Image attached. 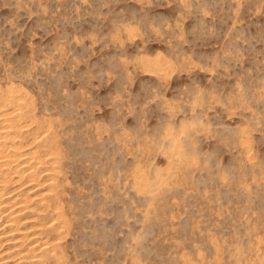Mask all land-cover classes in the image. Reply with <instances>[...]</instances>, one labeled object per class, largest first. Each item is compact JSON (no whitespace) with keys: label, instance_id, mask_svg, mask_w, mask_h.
I'll list each match as a JSON object with an SVG mask.
<instances>
[{"label":"rangeland","instance_id":"1","mask_svg":"<svg viewBox=\"0 0 264 264\" xmlns=\"http://www.w3.org/2000/svg\"><path fill=\"white\" fill-rule=\"evenodd\" d=\"M0 144L3 264H264V0H0Z\"/></svg>","mask_w":264,"mask_h":264},{"label":"bare ground","instance_id":"2","mask_svg":"<svg viewBox=\"0 0 264 264\" xmlns=\"http://www.w3.org/2000/svg\"><path fill=\"white\" fill-rule=\"evenodd\" d=\"M1 140H2V139H1ZM3 142H4V141H3ZM7 142H9V141H7ZM7 142H6V144H7ZM0 145H1V144H0ZM4 145H5V144H4ZM4 147L6 148V146H4ZM6 151H7V150H6ZM16 152H17V151H16ZM4 153H5V152H4ZM0 154H2V153H0ZM4 155H5V154H4ZM9 155H11V154H9ZM9 155H8V156H9ZM14 155H15V153H14ZM16 155H17V154H16ZM16 155H15V157H16ZM1 156H2V155H1ZM4 158H5V157H4ZM10 158H12V157H10ZM1 159H2V158H1ZM1 159H0V160H1ZM2 160H4V159H2ZM4 161H5V160H4ZM6 161H7V160H6ZM6 161H5V162H6ZM5 162H4V164H5ZM14 162H15V160H14ZM23 162H24V161H23ZM2 163H3V162H2ZM19 163H20V162H19ZM19 163H18V164H19ZM25 163H26V162H25ZM27 163H28V162H27ZM27 163H26V164H27ZM4 164H3V166H4ZM7 164H8V161L6 162V165H7ZM18 164H17V165H18ZM29 164H30V163H29ZM29 164H28V165H29ZM13 165H14V164H13ZM48 165H49V164H48ZM1 166H2V165H1ZM7 166L10 167V164H8ZM31 166H32V165H30L29 168H32V169H33L34 167H31ZM15 167H16V166H15ZM46 167H47V166H46ZM44 168H45V167H44ZM51 168H52V167H51ZM47 169H48V168H47ZM15 170H16L17 173H22V172L24 173V171L18 172L19 169H18V171H17V168H15V169L13 168V171H15ZM20 170H22V169H20ZM26 170H27V169H26ZM11 171H12V170H11ZM45 171H46V170H45ZM43 172H44V171H43ZM43 172H42V173H43ZM46 172H47V171H46ZM17 173H16V174H17ZM14 174H15V173H14ZM20 175H21V174H20ZM22 175H23V174H22ZM30 175H31V174H30ZM5 176H6V175H5ZM28 176H29V175H28ZM54 176H55V175H54ZM0 177H1V176H0ZM11 177H12V176H11ZM21 178H22V177H21ZM31 178H32V177H31ZM54 178H55V177H54ZM12 179H13V178H12ZM29 179H30V178H29ZM33 179H34V177H33ZM2 180H3V179H2ZM31 180H32V179H31ZM2 182H3V181H2ZM4 183H5V182H4ZM6 183H7V182H6ZM14 183H15V181H14ZM25 184H26V183H25ZM29 184H30V183H29ZM51 184H52V183H51ZM21 185H22V184H21ZM23 185H24V184H23ZM46 185H47V184H46ZM50 187H51V186H50ZM14 189H15V188H14ZM17 189H18V188H17ZM32 189H34V186H33ZM32 189H31V190H32ZM2 191H3V190H2ZM23 191H24V190H23ZM35 191H36V190H35ZM0 192H1V191H0ZM24 192H25V191H24ZM10 193H11V192H10ZM20 193H21V192H20ZM35 193H36V192H35ZM42 194H43V192H42ZM8 195H9V193H8ZM23 195H24V194H23ZM27 195H28V194H27ZM15 196H16V195H15ZM17 196H18V195H17ZM27 197H28V196H27ZM44 197H45V196H44ZM1 198H2V196L0 195V199H1ZM16 198H18V197H16ZM13 199H14V198H13ZM31 199H32V198H31ZM2 201H3V199H2ZM9 201H10V200H9ZM13 201H14V200H13ZM33 201H34V200H33ZM10 202H11V201H10ZM37 202H38V201H37ZM40 202H42V200H41ZM46 202H47V201H46ZM11 203H12V202H11ZM15 204H16V203H15ZM20 204H21V203H20ZM45 204H46V203H45ZM0 205H2V203H0ZM5 205H6V204H5ZM17 206H18V205H17ZM46 206H47V205H46ZM44 207H45V206H44ZM11 208H12V207H11ZM11 208H9V209H11ZM31 208H32V207H31ZM27 209L29 210L28 207H27ZM17 210H18V209H17ZM19 210H20V209H19ZM21 210H22V207H21ZM2 211H5V212L7 213V211H6V207H4V208H1V207H0V214H1ZM5 212H2V213H5ZM13 214H14V212H13ZM0 218L2 219V217H0ZM10 221H11V220H10ZM0 222H1V221H0ZM12 222H13V221H12ZM12 222H11V223H12ZM7 223H8V222H7ZM7 223H6V224H7ZM9 223H10V222H9ZM30 224H31V223H30ZM50 224H51V223H50ZM4 225H5V224H4ZM42 227H43V226H42ZM0 228H1V225H0ZM16 229H17V228H16ZM40 229H41V228H40ZM16 231H17V230H16ZM4 233H5V232H4ZM9 233H10V232H9ZM7 234H8V233H7ZM2 236H3V235H2ZM34 236H35V235H34ZM0 237H1V236H0ZM4 238H5V237H4ZM0 239H1V238H0ZM27 239H29V238H27ZM4 240H5V239H4ZM11 240H12V239H11ZM2 241H3V240H2ZM6 241H7V239L5 240V242H6ZM13 241H15V240L13 239ZM0 242H1V241H0ZM9 242H11V241L9 240ZM9 242H8V243H9ZM3 244H4V243H3ZM30 244H31V246H32V243H30ZM33 244H34V242H33ZM48 244H49V243H48ZM28 245H29V244H28ZM37 245H38V244H37ZM46 245H47V244H46ZM26 247H27V246H26ZM28 247H29V246H28ZM44 247H45V246H44ZM14 248H15V247H14ZM32 248H34V247H32ZM35 248H36V246H35ZM35 248H34V250H35ZM10 249H11V248H10ZM30 249H31V247H30L27 251H28L29 253H30V252L33 253V249H32V250H30ZM38 250H39V249H38ZM45 250H47V249H44L43 252H44ZM8 251H9V250H8ZM19 252H20V251H19ZM41 252H42V251H41ZM41 252H40V253H41ZM47 252H49V251H47ZM3 253H4V252H2L1 255H3ZM33 254H34V253H33ZM1 255H0V256H1ZM19 255H20V253H19ZM19 255H18V256H19ZM24 256H25V255H24ZM27 256H28V254H27ZM2 257H3V256H2ZM37 257H38V256H37ZM0 258H1V257H0ZM33 258H34V257H33ZM33 258H32V259H33ZM34 259H35V258H34ZM4 260H5V259H4ZM4 260H3V261H4ZM25 260H26V259H25L24 257L21 258V259L19 260V261H20L19 264L24 263ZM35 260H36V259H35ZM26 261H27V260H26ZM0 262L2 263L1 260H0ZM34 262H35V261H34ZM1 263H0V264H1ZM3 263H6V262H3ZM3 263H2V264H3ZM30 263H32V262L30 261Z\"/></svg>","mask_w":264,"mask_h":264}]
</instances>
